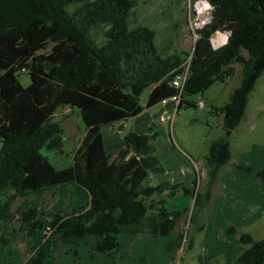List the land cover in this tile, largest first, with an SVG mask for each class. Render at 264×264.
<instances>
[{"label":"trees","instance_id":"obj_1","mask_svg":"<svg viewBox=\"0 0 264 264\" xmlns=\"http://www.w3.org/2000/svg\"><path fill=\"white\" fill-rule=\"evenodd\" d=\"M207 1L212 7L210 19L196 31L191 53L164 56L153 30L141 25L130 28L135 0H0V253L15 240L2 226L16 222L25 240L39 230L46 232L22 264H61L68 251L60 249L68 245H88L91 264H107L98 255L112 258L118 253L119 234H172L181 212H168L163 201H149L152 197L181 189L194 196L196 206L200 193L195 192V182L191 187L167 182L143 186L147 170L139 158L152 152L149 138L142 137L141 151L126 160L131 135L112 157L106 153L100 130L139 116L143 110L139 98L146 90V108L172 97L177 91L171 79L187 64L179 109L183 104L195 107L184 98L233 78L234 65H240L239 85L228 103L215 109L226 132L240 124L248 96L264 71V8H257L260 0ZM99 27L104 28L103 44L92 36ZM227 32V43L214 49L212 36ZM45 49L47 54L40 53ZM50 63L54 66L47 71ZM21 72L30 78L26 87L19 82ZM60 106L79 108L86 129L73 165L64 169L54 168L41 153L61 150L63 130L53 119ZM230 158L227 139L210 143L204 157L206 202L220 168ZM256 178L264 185V167L256 171ZM70 184L89 196L79 212L47 213L38 206L13 209L18 199L42 198ZM226 232L238 233L233 226ZM182 241L179 231L168 248L179 249ZM239 243L234 264H264V238L255 240L242 232Z\"/></svg>","mask_w":264,"mask_h":264},{"label":"rangeland","instance_id":"obj_2","mask_svg":"<svg viewBox=\"0 0 264 264\" xmlns=\"http://www.w3.org/2000/svg\"><path fill=\"white\" fill-rule=\"evenodd\" d=\"M200 0H135L136 6L129 17V26H145L156 34L155 44L159 52L164 55L191 53L196 31L202 27L205 20H209L210 11L199 14L195 5ZM207 1V0H205ZM208 2V1H207ZM74 7L70 6L69 11ZM257 8H264V0H260ZM103 27L93 30L92 36L98 44H103ZM218 33L211 38H216ZM212 47L216 48L213 43ZM48 49L40 53L47 54ZM189 60V57L184 56ZM240 65H234V76L231 79L215 82L202 93L187 96L184 99L203 107L183 106L178 110L172 126L168 122H161L163 111H171L167 106L163 111L162 104L145 109L148 90L139 98V104L145 109L138 117L128 121L116 122L102 126L100 133L105 143L106 153L110 156L117 154L124 139L128 135L147 137L151 141L153 150L146 156H141L149 173L145 185L157 184L161 180L170 182L176 180L183 173L191 175L192 170L198 168L201 177L205 174L204 157L210 143L219 138L229 142L231 161L224 165L216 184L218 190L212 187L209 201H205L206 189L203 178L197 177L195 192L200 193L196 206L183 210L176 221L170 236L119 234L120 249L113 255L119 264H198L205 251L203 242L227 241L228 246L235 248L239 244V234L249 233L255 240L264 238V185L256 178V171L264 167V71L257 79L254 89L248 96L244 117L231 133L223 128V117L215 111L228 103L231 92L240 82ZM19 82L23 87L28 86L30 78L25 72L19 75ZM162 114V115H161ZM161 115V116H160ZM55 121L63 130L62 147L57 150H42V155L56 169L69 168L73 165V157L85 135V126L79 108L60 106L55 114ZM134 128V129H133ZM250 168V170H246ZM231 183L241 185L232 188ZM71 187V186H68ZM60 186L42 198L22 200L18 199L13 207L20 211L32 206H38L47 213H55L59 209L79 212L87 206L88 199L85 190L80 192L75 188ZM194 200V196L192 197ZM258 205L257 207H254ZM204 225L198 231V225ZM233 226L238 233L228 235L225 229ZM9 231L15 240L7 247L10 255H6V262L22 264L30 257L38 245L44 240L46 232L39 230L30 239L25 240L19 231V224L12 222L2 226ZM183 233L181 247L168 248V244L177 232ZM227 234H226V233ZM193 239L192 247L189 243ZM164 245V247H163ZM240 245V244H239ZM90 246L68 245L62 247L69 254H63L61 264H91ZM77 252V257L74 255ZM104 262V258L98 256ZM109 260V258H107ZM110 264V263H108Z\"/></svg>","mask_w":264,"mask_h":264},{"label":"crops","instance_id":"obj_3","mask_svg":"<svg viewBox=\"0 0 264 264\" xmlns=\"http://www.w3.org/2000/svg\"><path fill=\"white\" fill-rule=\"evenodd\" d=\"M148 94H149V91H148ZM146 102H147V99L145 101V109H146ZM166 107L167 106H163L161 108V111H163V109H165ZM142 109H143L142 110V112H143L145 109L143 107H142ZM165 111L166 110H164L163 113ZM142 112H141V114H142ZM147 144L152 146L150 140L148 141ZM104 146H105V143H104ZM124 146L125 145L123 143V145L120 146L119 149L124 148ZM115 156H116V154L114 156H112V157H115ZM139 160H140L141 165L147 170L146 165L142 161L143 159L142 158H139ZM230 161H231V158H230L229 162ZM228 163H226V164H228ZM200 165L202 166V164H200ZM199 166L196 165V168L194 170H192L191 175H188L187 173H183L180 176H178V178L176 180H172L170 182L161 180L157 184L148 185V186H156V185H158L160 183L167 182V183L172 184V185L173 184H182V185H184L186 187H191L193 185V183L196 182L197 177H200V179L203 178L204 189H206L207 183H208L207 175H206V172H205V174L201 177V174L198 171ZM221 168H220V170H221ZM220 170H219V172H220ZM148 175H149V173L147 171V177H148ZM147 177L145 178V180L147 179ZM218 179H220V178L218 177L217 180ZM145 180L142 183L143 186H146L144 184L145 183ZM217 180H216V182H217ZM216 182H215V184L212 187L214 188V190H215V187H216V191H217L219 186H218V184H216ZM245 184H247V183H241L240 185L235 184V183H231L230 185L232 186V188H236L237 189V188H241L240 186L241 185L243 186ZM62 186H67V188L65 189V191L67 189L69 190V188H75V190H78L76 188H79L80 192L82 191V188H80L79 186H77L75 184L61 185V187ZM68 186H71V187H68ZM245 186H247V185H245ZM53 192H55V191H53ZM81 194H84L83 196H85L88 199V201H89L88 193H87V196L85 195V193H82L81 192ZM152 200L153 201H163L164 202L163 206L166 208V210L168 212H179V211L181 212L183 210V212L186 211L187 213H188V209H190L192 207L193 202H194L192 196H189V195L186 196L182 192L181 189H176V190L169 189V190H165L162 194H159V195H156V196L152 197L149 201H152ZM257 206L258 205L254 206V207H257ZM152 211H154V210H152ZM196 229L198 231H202L204 229V225L200 224V225H198L196 227ZM153 238H155V237H153ZM193 243L194 242H193V239H192L191 242L189 243V246L192 247ZM226 244H227V241H224V242H219V241H215V242H213V241L203 242V244H202V250L205 251V254L202 256L203 258L201 259L200 262H198V264H234L232 259L240 251V245H239L240 243L234 245L235 248H231L230 246H228ZM163 247H164V245H163ZM6 249L0 253V264H13L12 261H11V263L10 262H6V260H7L6 259V255L7 254L10 255L9 251H6ZM68 254H69V251H68ZM98 256L103 257L104 258V262L107 263V264L110 263V262H112V261H114L116 264H119L118 263V260H114L113 255H112V258L108 257L109 260L107 259V256H104V255H101V254H99ZM77 257H79V256L77 255Z\"/></svg>","mask_w":264,"mask_h":264},{"label":"built area","instance_id":"obj_4","mask_svg":"<svg viewBox=\"0 0 264 264\" xmlns=\"http://www.w3.org/2000/svg\"><path fill=\"white\" fill-rule=\"evenodd\" d=\"M200 1H205V0H200ZM199 2V1H198ZM207 2V1H206ZM207 4H209L207 2ZM209 10V9H207ZM212 10V7L209 11ZM210 19V17H209ZM209 20H205V22H203L201 25L202 27L208 23ZM201 27V28H202ZM196 40V39H195ZM212 44V43H211ZM224 44V43H223ZM223 44H221L220 46H222ZM220 46H217L216 48L214 49H217L218 47ZM187 75H188V64L184 67V70L179 73V74H176L172 79H171V86L174 87L176 89V93L168 98V99H164L161 101V104L163 106H171L172 109L170 112L168 111H165L163 113V115L160 117V121L161 122H168L170 124V126H172L173 122H174V119L175 117L177 116L178 114V110H179V106H180V102H181V95L183 93V90H184V84H185V81H186V78H187ZM197 107L201 108L203 107V103L202 102H199L197 105Z\"/></svg>","mask_w":264,"mask_h":264},{"label":"water","instance_id":"obj_5","mask_svg":"<svg viewBox=\"0 0 264 264\" xmlns=\"http://www.w3.org/2000/svg\"><path fill=\"white\" fill-rule=\"evenodd\" d=\"M226 34H227V41H228V38H229L230 33L227 32ZM226 43H227V42H226ZM226 43H224L223 45H225ZM223 45H222V46H223ZM220 47H221V46H220ZM218 48H219V47H218ZM53 66H54V64H53V63H50L49 65H47L46 70H47V71H50V70L52 69ZM131 142H132V144H131V149H130V151H129L127 157H126V160H128V159L131 158L132 156L138 154V153L141 151L142 146H143V144H144V140H143V138L140 137V136H137V135H132V136H131Z\"/></svg>","mask_w":264,"mask_h":264},{"label":"bare ground","instance_id":"obj_6","mask_svg":"<svg viewBox=\"0 0 264 264\" xmlns=\"http://www.w3.org/2000/svg\"><path fill=\"white\" fill-rule=\"evenodd\" d=\"M205 3H207V2L206 1H199V2L196 3L195 8H196L197 13L201 14L204 11L207 10V9L204 8V4ZM223 36H227V34L226 33H218L216 38L212 39V43H213V45L215 47L220 46L221 44H223L221 42Z\"/></svg>","mask_w":264,"mask_h":264},{"label":"clouds","instance_id":"obj_7","mask_svg":"<svg viewBox=\"0 0 264 264\" xmlns=\"http://www.w3.org/2000/svg\"><path fill=\"white\" fill-rule=\"evenodd\" d=\"M204 8L210 10V9H211V5L205 3V4H204ZM221 42H222V43H226V42H227V36H223Z\"/></svg>","mask_w":264,"mask_h":264}]
</instances>
